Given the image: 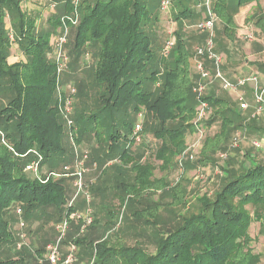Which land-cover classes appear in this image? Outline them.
I'll return each instance as SVG.
<instances>
[{
	"label": "trees",
	"instance_id": "trees-1",
	"mask_svg": "<svg viewBox=\"0 0 264 264\" xmlns=\"http://www.w3.org/2000/svg\"><path fill=\"white\" fill-rule=\"evenodd\" d=\"M50 1L60 8L59 14L50 17V28L36 33L35 19L21 8L20 0H0V131L14 153L0 154V264H21L10 257L19 242L13 226L16 221L43 218L49 209L54 214L46 219L57 215L58 222L72 210L63 208L66 195L60 181L42 182L23 173L24 165L37 160L38 154L52 168L68 161L61 146L60 99L54 94L56 65L48 58L50 37L57 27L65 25L73 32L71 53L77 55L75 60L80 53L92 52V98L81 101L72 119L79 126L80 137L96 141L91 160L128 161L127 146L136 139L134 122L142 110L155 120L157 127L152 134L161 140H183V129L192 127L190 120L200 100L214 108L207 125L216 117L220 120L217 136L225 139L233 130L244 128L239 113L228 112L224 99L195 95L193 75L189 74L190 53L181 38H177L169 61L157 54L154 34L147 30L153 14L147 0H83L76 10L71 0ZM173 1L179 4L178 21L199 15L190 12L188 0ZM235 1L240 6L251 0ZM209 2L220 16L226 6L223 0ZM153 15L156 20L157 12ZM262 20L264 17L257 19ZM10 31L26 57L24 62L7 63ZM198 32L205 40L206 34ZM218 143L206 138L204 152L215 149ZM234 164L233 157L229 158L221 167L223 177L217 191L212 197L199 198L197 211L181 216L174 229L160 231L159 220L147 213V206L134 209L132 219L153 228V253L137 243L109 247L107 241L76 242L95 255L94 264H256L259 256L251 253L248 229L253 220L263 224L264 163ZM118 186L126 194L123 180ZM127 201L138 203L132 197ZM15 209L20 213L13 218L8 210Z\"/></svg>",
	"mask_w": 264,
	"mask_h": 264
},
{
	"label": "rangeland",
	"instance_id": "rangeland-1",
	"mask_svg": "<svg viewBox=\"0 0 264 264\" xmlns=\"http://www.w3.org/2000/svg\"><path fill=\"white\" fill-rule=\"evenodd\" d=\"M20 1L23 2L21 8H24L23 5L26 0ZM81 1L83 0H79L78 5L81 4ZM147 1L153 14L157 12L156 20L154 15L151 14V21L149 22L151 26H148L147 29L148 33L154 34L153 45L154 48H157V54L161 53L163 59L169 61L175 43H177V38H181L182 44L185 43L190 53L189 58L195 62L197 58L196 48L204 43V39L197 29V24L201 22L206 11L203 0H188L190 12L193 15L196 12L201 15H198L200 18L193 16L194 18H187L182 21L177 20L179 4L175 1L169 0L168 5L165 6L161 4L162 1L160 0ZM51 3L50 0L36 1L38 7H46ZM212 6L211 2V10ZM58 9L57 7V11L55 10L56 13H53V15L59 14ZM26 13L36 21V14L27 11ZM46 22L45 26H37L36 24V33L50 28L52 23L50 18ZM5 23H7V18ZM216 29H218L217 23L214 21L213 45L218 32ZM9 33L12 34L11 31ZM59 35H61V28L57 27L50 37L52 52H49L48 58L53 63H57L56 51L54 50ZM66 38L67 41L62 45V50L65 51L67 61L63 62L64 59L58 60V64L65 65L60 71L57 69L59 65L55 64L54 79L56 88L54 94L55 97L61 100L69 94L70 87L74 88L71 95L72 113L69 117L72 120L78 112V105L81 101H88L89 97L92 98L90 71L93 68V56L91 51H86L83 54L80 53L77 60H75L77 55L71 53L74 35L73 32L71 33L70 28H68ZM25 59L26 57L20 52L13 38L7 63L11 65V63L19 61L24 62ZM194 72V68L190 66L189 74L194 76L192 89L198 97L195 88L199 82L205 84V81L201 78V74H198V72L194 74ZM207 87L206 84V90L202 93V96L208 90ZM60 100L57 108L60 110L59 115L63 122L61 146L68 154V161L59 162L58 165L52 168L46 162H43V159H39L37 173L28 170L25 165L23 168V173L28 178L36 177L42 182L47 179L48 181H60L66 195L63 208L70 207L72 209L70 212L75 210L85 215L88 212L91 214V220L88 223L76 219L69 220L68 229L59 245L60 260L56 264H62L63 259L70 254L75 258L73 264H94L95 255L93 256L88 249H84L85 245L77 243V240L90 244L107 241L109 247L133 246L137 243L144 250L153 253L155 251V244L152 242L153 228L145 226L140 220H133L131 214L134 209H142L147 206L149 208L147 213L152 212L159 220L158 229L160 231L165 232L174 229L180 223L181 216H187L190 212L197 211L199 207L197 200L199 198L203 196L212 197L214 192L217 191L223 177L221 167L225 166L229 158L233 157L236 165L240 162L251 165L254 161L244 154L252 153L255 162L264 163V142L259 143L261 146L258 147L251 145L250 141L255 137H252L249 133H245V135L243 130L235 129L225 139L217 136L220 130L219 118L212 119L208 125L204 120L212 110L214 111V108L210 107L206 115L200 119L196 109L195 116L190 120L192 127L183 129L184 135L181 142L177 140L170 141L167 137L163 140L157 139L152 134L157 127L155 120L145 110H142L134 122V127L137 123H140V129L136 131V139L127 146L130 154L129 160L126 162L119 159L101 160L98 163L93 159L91 160L96 152L94 150L97 147L96 141L93 137L79 136V126L74 122H67V119L63 116L65 104L64 100L62 103ZM198 106L199 104L196 108ZM179 123L180 121L177 122V124ZM237 133L241 134L240 139L234 144L233 138ZM206 138L213 143H216V141L219 143L215 149L205 153L203 143ZM161 145H163V148H160ZM175 150L179 151L173 153ZM0 154H9L10 156L14 154L10 141L7 139H5V142L2 141L1 136ZM84 154H87L85 161L82 159ZM78 171H82V175L76 184ZM139 176L145 177V179H140ZM122 180L125 183L126 194H123L118 186ZM174 194L181 201H177L173 196ZM128 197H132L133 200L134 198L138 199V203L128 202ZM153 204L155 207H153ZM248 208L252 209L251 205H248ZM47 210L49 214H46L43 218L31 220L30 222L21 219L13 224L16 237L19 239L17 249L12 251L10 256L14 261L21 264H47L46 247L49 243L58 240L59 235L55 228L57 215L47 220L48 215L54 214L51 210ZM8 211L13 218H16L20 213L17 209ZM248 232L252 238L250 243L251 253L259 256V262L256 264H264V218L262 226L257 220H253ZM71 246L75 247L72 252Z\"/></svg>",
	"mask_w": 264,
	"mask_h": 264
},
{
	"label": "crops",
	"instance_id": "crops-1",
	"mask_svg": "<svg viewBox=\"0 0 264 264\" xmlns=\"http://www.w3.org/2000/svg\"><path fill=\"white\" fill-rule=\"evenodd\" d=\"M36 1L26 0L23 5L24 9L28 13L37 15L35 21L37 26H45L46 20L53 16V13H56L55 10L58 6L52 2L49 6L38 7ZM233 1L235 0H223L226 6L220 12V16L213 12L218 28L216 29L218 32L214 45L217 53L223 59L222 74L225 79L232 83L242 76L256 75L258 76V85L263 87L264 20L258 22L257 19L264 17V0H251L240 6H236V1ZM189 60L190 66L195 70L194 74H197L194 60L190 58ZM205 65L209 71H212L210 62L205 60ZM192 78L194 80V76ZM205 82L208 86L205 94L224 99L225 105L228 109L230 108L228 112L236 110L239 113L244 126L240 130H243L244 134L249 133L252 137L258 138H253L250 141L251 145H253V141H256L258 146L264 142V113L254 116L256 102L254 101L253 87L250 84H245L237 90H224L221 88L219 80L213 76L209 80L206 79ZM207 119L208 117L204 120ZM244 155L255 162L252 153H245Z\"/></svg>",
	"mask_w": 264,
	"mask_h": 264
},
{
	"label": "built area",
	"instance_id": "built-area-1",
	"mask_svg": "<svg viewBox=\"0 0 264 264\" xmlns=\"http://www.w3.org/2000/svg\"><path fill=\"white\" fill-rule=\"evenodd\" d=\"M162 1L161 4L168 5V1L160 0ZM73 7L75 10L78 7L79 0H71ZM205 3L206 11L204 16V19L197 24V29L198 31L204 32L206 34L205 40L203 45H199L196 48L195 54L197 58L195 59V67L197 69L198 74H201V78L205 81L206 79H210L211 76L217 78L219 80L221 88L224 90H237L238 88L243 87L245 84H250L251 87H253L254 91V101L256 102V108L254 112V116L264 113V86L260 87L258 85V76L256 75H248V76H242V78H238L234 83L230 82L229 80L225 79L224 75L221 72V67L223 64V59L220 54L214 51V45H213V36H214V31H213V25L215 21V16L213 11L210 8V2L209 0H203ZM200 6V5H198ZM164 8V7H163ZM75 23L77 22L76 19L73 20ZM68 32V26H65L61 29V35L57 37L56 39V65L58 64V60L64 59L63 62L67 61V56L65 54V51L62 50V45L67 41L66 34ZM12 34H10L9 38L13 40ZM169 45V43H168ZM171 47L169 46V49ZM205 60H208L212 64V71H209L205 67ZM58 71H60L65 65L64 64H58ZM208 82V81H206ZM201 83L197 85L195 88L198 97L202 95V93L206 90V83ZM74 92V88L70 87L68 90V95L65 96L64 98H61L60 102L62 103L64 100L65 104V112L63 116L67 119V122L72 123V120L69 119L71 112V95ZM199 106L197 108V114L198 118H202L206 115L209 105L205 100H200ZM137 129H140V123H137L133 129L134 134H136ZM0 136L2 141L5 142V139L3 137L2 132L0 131ZM240 139L239 134L237 133L236 136L233 138V143L235 144L238 140ZM253 145H257L256 141L252 142ZM87 155V154H86ZM86 155L84 154L82 159L85 161ZM39 159H42L41 156L38 154L37 160L31 161L28 164L25 165V167L29 170H32L33 172L37 173L38 170V161ZM77 181L75 182L76 184L78 183V180L81 178L82 171L77 172ZM80 186V185H79ZM19 211V209H17ZM89 211V210H88ZM87 211V212H88ZM20 212V211H19ZM71 219H76L79 221H84V222H89L91 220V214L88 212L86 215L82 213H78L77 211L69 212L67 213L64 218L60 219V221L55 223V228L58 231V240L49 243L46 247V259H47V264H56L60 260V254L59 253V245L62 237L65 235L66 230L68 229L69 225V220ZM75 250L74 246H71V252ZM74 256L70 254L67 256L65 259H63L62 264H73L74 263Z\"/></svg>",
	"mask_w": 264,
	"mask_h": 264
}]
</instances>
